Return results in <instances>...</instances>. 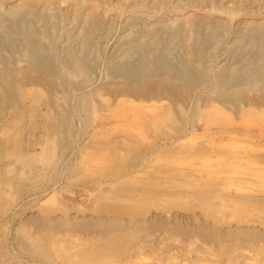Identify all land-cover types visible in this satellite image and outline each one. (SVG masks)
I'll use <instances>...</instances> for the list:
<instances>
[{
	"label": "rangeland",
	"instance_id": "rangeland-1",
	"mask_svg": "<svg viewBox=\"0 0 264 264\" xmlns=\"http://www.w3.org/2000/svg\"><path fill=\"white\" fill-rule=\"evenodd\" d=\"M57 1L54 3L55 6L44 5V7H41L42 5H40L36 9L33 8L32 4H28L27 6H31L29 7L32 11L31 16L34 15L30 19L33 18L36 24L28 19L31 23L27 20L24 25L29 24L31 27L40 25L37 28L28 29L27 32L29 34L26 33V35H30L33 38L34 45L40 46L42 49L45 48L44 50L48 48L47 52L49 56L41 57L38 62L41 66L48 64L51 68L55 69V73L51 74L53 81L57 79V76L60 79L59 76L61 75L60 82L59 79L54 82L57 84V89L60 92L62 90V94L60 93L59 96L62 95L66 98L67 106L65 107L64 103L61 102L60 106L62 109L64 108V111L71 112L72 118L75 115L77 116L75 112H80L78 109L82 103L80 101H83L84 98L82 96L84 90L88 92V89L89 91L94 90L99 88V86H101L100 88L105 86V89H107L108 85H111L109 83L113 81L116 84L119 82L117 84L120 85L119 87L131 82L132 76L120 78L121 80L110 77L109 72L111 68L122 67L123 64L129 63V61H132L133 65H138L144 59L149 60L153 64V61L158 56L162 58H158L159 62H163L164 60L171 61L173 64L178 65L179 68L187 66L196 73L201 71L203 67L206 69V72L209 69L211 74L209 71L207 73L210 78H214V74L217 75L226 69H232L230 73H227L228 79L229 77L230 79L232 77V79H252L251 81L248 80V87L245 85V88L242 86L240 89L241 93L243 92L244 98L257 100L258 96L255 92L257 90L259 91L257 93L264 91L262 89L264 88V82L260 78L262 75L264 76V64H262L264 63V34L262 33L260 36L263 39H257V48L254 43H251V46L250 39H245L244 35L253 26H251L252 24L245 26L243 22H240L242 18H234L228 22L225 14L215 15V13L208 12L213 16L212 18L214 19L212 20H222L218 30L208 37L204 38L201 35L199 36V33L196 31H189L190 25L187 22L186 26H184L185 28L181 27L177 29V26H174V30H178V34L169 33L164 35V38L161 40L156 41L149 37L154 30V26L152 25L155 24L156 28L161 26L159 28L167 31L168 23L166 22H169H160L158 20L159 15L157 14L155 16H149L146 13L140 14V17L137 16L139 17L138 25L128 24L126 14L123 13L118 18L114 15L117 13L116 9L118 8L115 3H118V0H114L113 5V0H110L111 3L107 2L109 0H97L95 3L102 4L105 2L106 4L103 7H107L106 5L108 4V10H113L107 12L110 21L107 20L97 25L96 21H93L94 14H89L88 17H85V13L89 12L86 11L88 10L89 3L84 5L80 11L75 12V10H72L74 2L59 0L61 3H58ZM124 1L125 4H129L133 0H120L119 4H124ZM148 1L151 2V0H146L150 4ZM176 1L174 0V2ZM206 1L199 0L200 4L198 0H192L194 5L199 4V6H197V9L193 8V11L190 9L192 13L190 10H187L185 16L191 13L192 19L196 17L199 20L203 19L205 22H209L210 20L206 17L205 13L207 12L206 9H202L200 5L203 4L206 8L209 5H214L215 2L214 6L218 5L219 7L232 5L229 0ZM249 1L252 0H241V2L246 3ZM0 2H2L0 12H6L4 15L6 14L5 16L9 19H16V15L12 14V11H15L13 8L16 9L22 0H0ZM189 2L192 5L191 0ZM58 5L59 10L57 9ZM203 11L204 13H202ZM46 16H48L47 20ZM66 16L67 18H65ZM69 16L70 18H68ZM110 16L112 17L110 18ZM217 17L222 18L218 19ZM85 18L87 23L84 20ZM48 19L50 20L48 21ZM124 20L125 22H123ZM65 21L69 26L67 24L63 25ZM156 21H159V25ZM149 22L151 24L148 28ZM231 22L232 24H230ZM1 24L3 26L0 29H6L7 26L4 23ZM79 24H82V26ZM45 26L49 28L47 29ZM93 26L97 28H95L94 33H91L90 29ZM242 26H244V29L247 28L246 32H244ZM39 27L40 29L41 27L43 28V30H40L43 31L41 32L43 35L38 31ZM203 29L207 30L206 27H203ZM2 30H0V33L2 32L0 40H7L10 33ZM31 31H33L32 34ZM129 31L131 32L129 33ZM200 31L203 30L200 29ZM67 33L69 34L67 35ZM72 33L73 35H71ZM11 35L14 36H10L9 38L13 40L15 36L16 38L18 37L15 34ZM103 36L109 38H104ZM44 37L49 40H43ZM141 37H144L142 41ZM66 39H70V41L68 42ZM34 40H38V43ZM80 40L82 41L79 42ZM93 40H97V44H94ZM51 42L55 43L56 50H54V44ZM218 43L220 47L217 45ZM190 44L193 45L191 46ZM245 44L248 47L246 46L245 48ZM93 46H95V49H93ZM71 47L74 49H71ZM126 47L128 48L127 50H125ZM79 48H81V51ZM154 48L155 50H153ZM165 48L167 50L164 52ZM258 48L260 51H258ZM152 50L153 52H151ZM55 51L58 55L54 54ZM89 52L90 54H88ZM122 52L123 54H121ZM146 52L151 53L148 54ZM257 52L259 53L257 54ZM62 54L63 56L60 57ZM88 55L90 57H87ZM128 55H132L131 58ZM54 56L62 59L53 58ZM64 56H67V58ZM119 56H123V59ZM68 57L70 58L69 60ZM251 58L252 61L250 60ZM93 59H95L94 62ZM96 61H99V64ZM17 63H21L22 67L27 65L24 67V71L25 69L26 71H31V62L23 61L22 63V61H18ZM151 63L146 66V70L151 68ZM83 64L88 66V70H84ZM10 66L6 70L7 72H11L12 68ZM59 66L64 67L63 73ZM105 69H107L106 72H103ZM214 70L215 72L219 71L215 73ZM67 72L70 74L68 75L69 77L66 74ZM104 73L109 74V76L105 75V77H108L107 80L104 77ZM182 74L181 69H179V72H173L172 76L179 78L174 80V83L180 89L187 90V93L190 92L193 95L197 93L205 96L207 104V101L211 99L213 94L211 96L205 93L203 89L205 86L204 82L195 79L186 83L183 80ZM230 74L233 75L231 76ZM75 76L78 77L75 79ZM185 76L188 77V74H185ZM253 79H256V81L254 82ZM86 80L88 81L86 82ZM62 82L63 85L66 84L63 86ZM90 85L93 88L90 89ZM117 85L112 84L109 91L102 90L103 93H100L105 95L109 92L110 101L113 96L110 93H113V90L117 89ZM80 86L84 89H78ZM197 87H199V91ZM69 89L73 92L71 93ZM77 89L82 91L79 92ZM237 90L239 91L238 88ZM66 91H69V93L64 94ZM249 91L252 92L249 93ZM74 94L76 96L81 95V97H75ZM73 100H77V104ZM106 100L102 101V103L99 100V107L102 106V109H104L105 103L107 106L112 103L110 101L109 104L108 98ZM68 105H71V107ZM76 106L79 107L77 108ZM75 107L77 110L73 111L72 109H75ZM89 111L88 109L86 113L87 117L82 112V115L79 113L80 119H77L78 116L74 118L75 120L73 119L75 122L74 125L71 124L72 129L70 133L67 130V125L60 126V123L56 125L53 120L46 122L38 120L25 124L20 123L19 125H3L4 131L3 134H0V264H264V136H259L260 138L252 136V139H240L241 137H238V140H236V137L235 140L232 139L234 142L232 140L229 142V139L211 140L199 137L192 138L191 135L193 134H187L186 136H190L191 139L184 136L179 140L180 138L171 139L169 138L170 136L165 137V135L154 136L148 128L149 132L146 131L148 135H137L125 123L115 122L109 126L107 124L98 125L97 123L99 122L95 120L92 114L88 116ZM190 111L191 114L188 112L186 120L195 115L193 109ZM185 118L186 116H182V120ZM82 119L85 121L81 122ZM92 120H95V123ZM249 120L252 121V118L243 119L242 121L238 119L237 122L239 121L241 124ZM178 124L167 123L164 126L162 125L161 128H177ZM239 125L237 124V126ZM186 127L190 130L189 125ZM211 128L215 127L211 126ZM198 131L200 130L198 129ZM73 136L79 138L75 139ZM192 139L193 141H191ZM42 142L45 145L46 151L41 156H32L29 157L30 159L27 157L29 161L26 160L25 162V159L23 161L20 157L18 159V156L28 153V148L36 147V150L39 151ZM220 145L221 147L226 145L232 150H229V154L231 157L234 155V157L230 158L229 160H232L229 162H234L233 165L236 162V164L239 163L238 172L236 173L237 175L239 173V175L233 174L234 179H230L231 182L228 183L229 175L227 176V173L224 174L227 169L223 166L228 162L227 159L229 157L226 156L228 149L225 146L224 149L222 148L223 151L219 147ZM234 145L239 147H232ZM64 146H66V150H64ZM217 147L219 151L225 152V156L228 157L226 160L224 159L225 157H221L222 155L218 156ZM240 147L244 148L238 149ZM211 149L212 151H210ZM198 152H202V156ZM232 152H235V154ZM30 153V156L33 155L32 152ZM143 153L146 155L142 158L141 154L143 155ZM216 155L218 158L215 157ZM204 156L207 159L211 157V161L205 162ZM138 157L142 160H139ZM221 158L226 161L225 163L222 161L223 167L219 166L221 165V160L218 159ZM218 161H220V164ZM131 162L137 165L134 170H130ZM241 172L243 176L240 174ZM212 177L213 180L211 179ZM214 177H217V180ZM235 178L239 179L236 180ZM228 184L229 186H226Z\"/></svg>",
	"mask_w": 264,
	"mask_h": 264
},
{
	"label": "bare ground",
	"instance_id": "bare-ground-1",
	"mask_svg": "<svg viewBox=\"0 0 264 264\" xmlns=\"http://www.w3.org/2000/svg\"><path fill=\"white\" fill-rule=\"evenodd\" d=\"M16 1V0H15ZM64 1V0H63ZM62 1V2H63ZM68 2V0H66ZM69 1H72L74 2L72 5H73V9L72 10H75V12H77L78 10L80 11V9L82 7H84V5L88 4V10L86 11H89L87 13H85V17H88L89 14H94V18H93V21H96L97 25L98 23H104L105 21L109 20V16H107V12L109 11L108 10V4L106 5L107 7H103L106 3L103 2L102 4L101 3H95V1L97 0H69ZM106 1V0H104ZM116 1V0H115ZM119 2L115 3L117 6L118 9H116L117 13L114 14L115 16H117L116 18L118 17H121L124 14H126V21L129 22L128 24H133V25H138L139 23V15L140 14H143V13H146L147 15L149 16H155V14L159 15L158 16V20L161 22L163 21H169V22H166L168 23V26H167V31H164L162 30L161 26H159L158 28L155 27V24L152 25L154 26V30H153V33L149 36L151 39L153 40H161L162 38H164V35H167L169 33H172V34H175L177 33L178 34V30H174V26H177V29L178 28H181V27H184L186 26L187 22L189 23L190 25V28L189 26L187 25V27L189 28L188 30L189 31H196L199 33V36L201 35L202 37H208L209 35L213 34L215 31L218 30V28L220 27V24H221V21L222 20H212L214 18H212L213 16L210 15V13H215V15H221V14H225V18L228 20V22L232 21L234 18H242L240 22H243V24H245V26L249 25V24H252L251 26H253V28L251 30H247V28L244 29V26L243 27V30L244 32H246V34L244 35L245 36V39H250V44L254 43L255 47L257 48L258 47V42H257V39L258 38H262L263 37H260L262 35V33L264 34V1L260 2V0H252V1H249L248 3L246 2H241V0H229L230 1V4L232 5H226L225 7H219L218 5L214 6V5H209L207 6L208 8H206V6H201L202 9H206L207 12L206 13V17L210 20L209 22H205L203 19L202 20H199L198 18H194L192 19V11H193V8H198L197 6H199V4H196L194 5L192 0V5H190L191 3L189 2V0H183V1H179V0H175L176 2L171 1V0H151L148 1L150 2V4H148L146 2V0H136V1H131L129 4H125V1H124V4H119L120 3V0H118ZM196 1V0H195ZM203 1V0H202ZM228 1V2H229ZM245 1V0H244ZM56 0H22L21 3H19V5L15 8H13V10L15 11H12L13 13L12 14H15L16 15V19H9L7 18L4 13H1L0 12V24L1 23H4L7 27L6 31H8L10 33V36H12L11 34H15L17 35L18 37L16 38V36L14 37V40L12 38H9L10 36L8 35V37L6 35H3V36H6L8 39L7 40H0V134H3V131H4V127L3 125L5 124H17L19 125L20 123H27V122H36L38 120H41V121H50V120H53L54 123H56V125H58L60 123V126L63 125V126H66L68 129V132L70 133L71 132V129H72V125H74V122L73 119L77 116L78 118L77 119H80L79 118V113L82 115V112H84L83 114H85L86 116V113L88 112V109L91 111H89L88 113V116L90 114H92L93 117H95V120H97V123L98 125H103V124H107L108 126L109 125H113L115 122L116 123H125V124H128L130 129L132 128V130L134 131V133H136L137 135H142V134H145V135H148L147 132L149 131H152V134L155 136L157 135H165L166 136H170L169 138L171 139H179L181 140V138H183L184 136H186L187 134H193L191 135V137L193 138H207V139H219V140H222V139H229V142H231L230 140H235L236 137L238 140L240 137V139H245V138H249V139H252L251 137L254 136V138H260L259 136H264V129H262L264 127V91L260 92V93H257V91L254 89V84H253V89L256 91V95L258 96V99L257 100H254V99H251V98H244L243 97V92L241 93L240 89L242 86H244L245 88V85L248 87V83L249 81H251L249 78L248 79H228V75L227 73L231 72L232 69L228 70L226 69L225 71L223 72H220L218 73L217 75H215L214 73V78H210L209 75H208V71L209 69L207 70V72L205 71L206 69L203 67L201 71H199L198 73H196L193 69H190L189 67H181L179 68L178 65H175L173 64L171 61H167V60H164L163 62H159L158 61V58L162 59L160 56H158L154 61H153V64L149 61V60H142L140 63L135 64L133 65L131 62L132 61H129L125 63V65L123 64L122 67H119V68H111V71L109 72V74L111 75L110 77H113V78H116V80L120 79V78H127L128 76H132V79H131V82L128 84H125V86H121L119 87L120 85H117L116 83H114V81L112 83H109L111 85H108V88L105 89V86H103V88H100L101 86H99V88H96L94 90H90L88 89V92L87 90L83 92L82 96L85 98H83V101H80L82 102L80 106V108L78 109L80 112L77 113V116L75 115L74 118H72V115H70L71 112H66L64 111L61 106H60V102L61 103H64L65 107L67 106V102H66V98L63 97L62 95L59 96V94L61 92L57 89V84L55 83L58 78L57 76V79L56 80H52L51 78V74L52 73H55V69L51 68L50 65H44V66H41V64H39L38 61H40V58L41 57H46V56H49L47 50H44L42 49L40 46H36L33 44V38L30 36V35H26L27 30L28 29H31V28H37L38 26L40 25H36L35 27H31V25L29 26L28 25H24L25 22L30 19V17H33L31 16L32 14V11L30 10L29 7L31 6H27L28 4H32L33 5V8L36 9L37 6H40L42 5L41 7H44V5H51V6H55V3ZM58 3L60 2L59 0L57 1ZM70 2V3H72ZM107 2H110L111 1H107ZM113 2L114 0L112 1V5H113ZM199 2V0H198ZM206 2H210V1H206ZM205 2V4H206ZM2 2H0V6ZM57 3V4H58ZM61 3V2H60ZM69 3V4H70ZM128 3V2H127ZM195 3V2H194ZM200 3V2H199ZM204 3V2H203ZM218 3V2H217ZM68 4V3H67ZM201 4V3H200ZM209 4V3H208ZM227 4V3H226ZM207 5V4H206ZM47 6V7H48ZM50 6V7H51ZM61 6V5H60ZM69 6V5H68ZM12 7V5H11ZM57 7V6H56ZM86 7V6H85ZM10 8V7H8ZM7 8V9H8ZM52 8V7H51ZM54 8V7H53ZM1 9V7H0ZM12 9V8H11ZM10 9V10H11ZM41 9V8H40ZM39 9V10H40ZM49 9V8H48ZM47 9V10H48ZM58 10L60 9L59 8V5H58ZM192 9V11L190 10ZM195 9V10H196ZM3 10V9H2ZM9 10V9H8ZM45 10V9H44ZM51 10V9H49ZM55 10V9H53ZM84 10V9H83ZM119 10V11H118ZM186 10V11H185ZM187 10L191 13H189L188 15L185 16V12H187ZM5 11V9H4ZM41 11V10H40ZM52 11V10H51ZM50 11V12H51ZM61 11V10H60ZM113 11L112 9L109 11L111 12ZM43 12V10H42ZM49 12V13H50ZM57 12V11H56ZM55 12V14L57 15V13ZM59 12V11H58ZM67 12V11H66ZM84 12V11H83ZM91 12V13H90ZM93 12V13H92ZM115 12V10H114ZM197 12V11H196ZM210 12V13H208ZM41 13V12H40ZM39 13V14H40ZM68 13V12H67ZM74 13V12H73ZM72 13V14H73ZM204 13V11L202 12ZM38 14V15H39ZM51 14V13H50ZM60 14V13H59ZM70 14V13H68ZM67 14V15H68ZM111 14V13H110ZM153 14V15H152ZM191 14V15H190ZM11 15V14H9ZM9 15H7L9 17ZM53 15V14H52ZM52 15H49V16H52ZM113 15V16H114ZM198 15V13H197ZM214 15V16H215ZM45 16V14H44ZM61 16L63 17L62 13H61ZM61 16H60V19H61ZM73 16V15H72ZM114 16V17H115ZM139 16V17H137ZM13 17V16H12ZM39 17V16H38ZM54 17V16H53ZM58 17V16H57ZM83 17H84V14H83ZM112 16H110L111 18ZM202 17V16H201ZM37 18V17H36ZM48 16H46V20H47ZM56 18V17H55ZM67 18V16L65 17ZM70 18V16L68 17ZM72 18V17H71ZM81 18V16H80ZM80 18H78L80 20ZM92 18V17H91ZM90 18V19H91ZM115 18V19H116ZM125 18V17H124ZM152 18V17H151ZM205 18V19H207ZM218 18V17H217ZM222 18V17H220ZM218 18V19H220ZM224 18V19H225ZM9 19V20H8ZM50 19H53V18H50ZM48 19V21L50 20ZM57 19V18H56ZM74 19V18H72ZM77 19V20H78ZM88 19V18H87ZM114 19V20H115ZM143 19V17H142ZM149 19V18H147ZM153 19V18H152ZM230 19V20H229ZM32 20V23H35L33 21V18L30 19ZM41 20V19H40ZM44 20V19H43ZM42 20V21H43ZM45 20V21H46ZM64 20V19H63ZM69 20V19H68ZM76 20V22L78 23V21ZM85 22H86V18L84 19ZM154 20V19H153ZM29 21V20H28ZM44 21V22H45ZM55 21V20H54ZM70 21V20H69ZM158 21V22H159ZM238 21V20H237ZM30 22V21H29ZM41 22V21H40ZM43 22V23H44ZM47 22V21H46ZM45 22V23H46ZM72 22V21H70ZM81 22V21H80ZM91 22H92V19H91ZM114 22V21H112ZM125 22V20L123 21ZM151 22V21H150ZM149 22V26L148 28L150 27V23ZM155 22V21H153ZM157 22V21H156ZM157 22V23H158ZM226 22V21H225ZM234 22V21H233ZM236 22V21H235ZM31 23V22H30ZM44 23V24H45ZM54 23V22H53ZM60 23V22H58ZM63 23V22H62ZM82 23V22H81ZM87 23V22H86ZM115 23V22H114ZM148 23V22H147ZM165 23V24H166ZM48 24V23H46ZM45 24V25H46ZM64 24H67L66 21ZM72 24V23H71ZM90 24V23H89ZM88 24V25H89ZM122 24V22H121ZM125 24V23H124ZM162 24V23H161ZM232 24V22L230 23ZM4 25V27H5ZM34 25V24H33ZM80 25V24H79ZM86 25V24H85ZM100 25V24H99ZM108 25V24H107ZM110 25V24H109ZM159 25V23H158ZM3 26L2 24L0 25V27ZM51 26V25H50ZM54 26V25H52ZM67 26H69L67 24ZM76 26V25H75ZM82 26V24L80 25ZM102 26V25H101ZM164 26V24H163ZM231 26V25H230ZM236 26V25H235ZM238 26V24H237ZM46 27V26H45ZM66 27V26H65ZM72 27V26H71ZM79 27V26H78ZM103 27V26H102ZM134 27V26H133ZM132 27V28H133ZM143 27V26H142ZM203 27H206L207 30H204ZM234 27V26H232ZM47 29L49 27H46ZM52 28V27H51ZM50 28V29H51ZM70 28V27H69ZM68 28V29H69ZM95 26H93L91 29H90V32L91 33H94L95 32ZM130 28V26H129ZM146 28V27H144ZM185 28V27H184ZM237 28V27H236ZM3 29V28H2ZM0 29V30H2ZM39 29V30H38ZM37 30L41 33L43 31H40L41 29L43 30V28L40 27L38 28ZM63 29V28H62ZM107 29V28H106ZM105 29V30H106ZM109 29V28H108ZM117 29V28H116ZM115 29V30H116ZM131 29V28H130ZM147 29V28H146ZM200 29H202L203 31H200ZM231 29V27H230ZM238 29V28H237ZM2 30V31H4ZM36 30V31H37ZM53 30V28H52ZM79 30V29H78ZM114 30V29H112ZM129 30V29H128ZM127 30V31H128ZM143 30V29H142ZM151 30V29H150ZM149 30V31H150ZM228 30V29H227ZM236 30V29H235ZM241 30V28H240ZM37 31V32H38ZM51 31V30H50ZM73 31V30H72ZM83 31V30H82ZM85 31V30H84ZM120 31V30H119ZM125 31V32H127ZM139 31V29H138ZM233 31V30H232ZM231 31V32H232ZM239 31V30H238ZM33 31H31V34H32ZM45 32V31H44ZM76 32V31H75ZM81 32V31H80ZM88 32V30H87ZM99 32V31H98ZM107 32V31H105ZM104 32V33H105ZM122 32V31H121ZM131 31H129L130 33ZM144 32V31H143ZM184 32V31H183ZM2 33V32H1ZM0 33V35H1ZM49 33V32H47ZM63 33H65V31H63ZM113 33V32H112ZM145 33V32H144ZM190 33V32H188ZM236 33H239V32H236ZM29 34V33H28ZM43 35V33H41ZM41 34H37V35H41ZM45 34V33H44ZM69 33H67L68 35ZM78 34H82V33H78ZM88 34V33H87ZM111 34V33H110ZM143 34V33H142ZM48 35V34H47ZM51 35V34H50ZM73 35V33L71 34ZM76 35H77V32H76ZM84 35V34H83ZM115 35H116V31H115ZM119 35V34H118ZM124 35V34H123ZM147 35V34H146ZM190 35V34H189ZM247 35V36H246ZM2 36V37H3ZM14 36V35H13ZM12 36V37H13ZM20 36V38H19ZM49 36V35H48ZM52 36V35H51ZM65 36V35H64ZM75 36V35H74ZM101 36V35H99ZM242 36V35H240ZM1 37V39H2ZM5 37V38H6ZM98 37V36H97ZM95 37V38H97ZM104 37V36H103ZM121 37V36H120ZM126 37V36H125ZM177 37V35H176ZM16 38V39H15ZM37 38V37H35ZM50 38V37H49ZM53 38V37H52ZM51 38V39H52ZM57 38V37H56ZM70 38V36H69ZM72 38V36H71ZM74 38V37H73ZM93 38V39H95ZM99 38V37H98ZM104 38H109V37H104ZM144 38V37H143ZM141 37V41L143 39ZM191 38V36H190ZM211 38V37H210ZM213 38V37H212ZM77 39V38H76ZM75 39V40H76ZM83 39V38H82ZM119 39V38H118ZM140 39V37H139ZM178 39V38H177ZM187 39V38H186ZM244 39V38H243ZM43 40H49V39H45V37L43 38ZM53 40V39H52ZM65 40V39H64ZM99 40V39H98ZM182 40V39H181ZM264 40V39H263ZM35 41V40H34ZM38 41V40H37ZM35 41V42H37ZM56 41V39H55ZM66 41H70V39H66ZM82 40H80L79 42H81ZM94 41V40H93ZM140 41V40H138ZM151 41V40H149ZM173 41V40H172ZM175 41H176V38H175ZM188 41V39H187ZM201 41V40H200ZM206 41V40H205ZM219 41V40H218ZM242 41V40H241ZM34 42V43H35ZM41 42V41H39ZM49 42V41H47ZM46 42V43H47ZM96 42V43H95ZM152 42V41H151ZM159 42V41H158ZM171 42V41H170ZM169 42V43H170ZM190 42V41H189ZM221 42V41H220ZM219 42V43H220ZM224 42V41H223ZM234 42V41H233ZM238 42V41H237ZM256 42V43H255ZM38 43V42H37ZM35 43V44H37ZM52 44H54V50H56L57 48H55V43L51 42ZM58 43V42H57ZM60 43V42H59ZM65 43V42H64ZM71 43V42H70ZM133 43V42H132ZM136 43V42H135ZM141 43V42H140ZM144 43V42H143ZM204 43V42H203ZM219 43L217 44L219 47ZM222 43V42H221ZM230 43V41H229ZM249 43V42H248ZM261 43V42H260ZM43 44V43H42ZM51 44V45H52ZM61 44V43H60ZM67 44V43H66ZM76 44V43H75ZM74 44V45H75ZM81 44V43H80ZM94 44H97V40L94 41ZM93 44V45H94ZM101 44V43H100ZM129 44V43H128ZM134 44V43H133ZM153 44V43H152ZM155 44V43H154ZM200 44V43H199ZM199 44H198V47H199ZM213 44V43H212ZM251 44V46H252ZM48 45V44H47ZM50 45V44H49ZM57 45V44H56ZM71 45V44H70ZM103 45V44H102ZM160 45V43H159ZM164 46H166L165 44H163ZM185 45V44H184ZM187 45L189 46V44L187 43ZM186 45V46H187ZM191 46L193 44H190ZM216 45V46H217ZM264 45V44H263ZM97 46V45H95ZM95 46H93V49H95ZM138 46V45H137ZM157 46H158V43H157ZM161 46V45H160ZM176 46V44H175ZM195 46V45H194ZM214 46V45H212ZM222 46V45H221ZM247 44H245V48H246ZM261 45H259L260 47ZM59 47V46H58ZM67 47V45H66ZM79 47V46H78ZM83 47V46H82ZM120 47V46H119ZM124 47V46H123ZM133 47V46H132ZM131 47V48H132ZM196 47V46H195ZM242 47V46H241ZM248 47V46H247ZM264 47V46H263ZM50 48V47H49ZM52 48V46H51ZM62 48V47H61ZM91 48V47H90ZM98 48V47H96ZM122 48V47H121ZM120 48V49H121ZM161 48V47H160ZM170 48V47H169ZM201 48V47H200ZM208 48V47H207ZM206 48V49H207ZM223 48V47H222ZM224 48H228V47H224ZM232 48V46H231ZM253 48V47H251ZM261 49H263L262 47H260ZM59 49V48H58ZM71 49H74L73 47H71ZM81 48H79L80 50ZM119 49V50H120ZM128 48L126 47L125 50H127ZM156 49H158L156 47ZM176 49V48H175ZM174 49V50H175ZM194 49V48H193ZM219 49V48H218ZM236 49V47H235ZM259 49V48H258ZM51 50V49H50ZM61 50V49H60ZM65 50V49H64ZM68 50V49H67ZM98 50V49H97ZM124 50V51H125ZM134 50V49H133ZM140 50V48H139ZM155 50V48L153 49ZM153 50L151 52H153ZM165 50H167L166 48L164 49V52ZM195 50V49H194ZM199 50V49H198ZM226 50V49H225ZM252 50V49H251ZM81 51V50H80ZM79 51V52H80ZM83 51V50H82ZM90 51V50H89ZM118 51V49H117ZM131 51V50H129ZM141 51V50H140ZM172 51V49H171ZM189 51H190V48H189ZM200 51V50H199ZM208 51H209V48H208ZM208 51H205V52H208ZM214 51V50H212ZM227 51V50H226ZM236 51V50H235ZM260 51V49L258 50ZM262 51V50H261ZM69 52V51H68ZM67 52V53H68ZM74 52V51H73ZM149 52V53H151ZM162 52V51H161ZM201 52V51H200ZM199 52V53H200ZM223 52V51H222ZM243 52V51H242ZM246 52V50H245ZM256 52V51H254ZM50 53V51H49ZM61 53V52H60ZM63 53V52H62ZM66 53V52H64ZM97 53V51H96ZM117 53V52H116ZM129 53V52H128ZM127 53V54H128ZM135 53V52H134ZM148 53V52H146ZM148 53V54H149ZM163 53V52H162ZM170 53V52H169ZM181 53V52H180ZM185 53V52H184ZM198 53V54H199ZM214 53V52H213ZM219 53V52H218ZM259 52H257L258 54ZM52 54V52H51ZM55 55H58V53L55 51L54 53ZM75 54V53H74ZM78 54V53H77ZM87 54V53H85ZM90 54V52L88 53ZM123 54V52L121 53ZM120 54V55H121ZM140 54V53H139ZM173 54V53H172ZM242 54V53H241ZM68 55V54H67ZM70 55V54H69ZM84 55V54H83ZM94 55V54H93ZM108 55V54H107ZM185 55V54H184ZM205 55V54H204ZM212 55V54H211ZM217 55V54H216ZM224 55V54H223ZM243 55V54H242ZM246 55V54H245ZM250 55V53H249ZM254 55V54H253ZM260 55V54H259ZM63 56L60 55V57ZM80 56V55H78ZM132 55H128V57L131 58ZM152 56V55H151ZM172 56V55H171ZM198 56V55H197ZM200 56V55H199ZM221 56V55H220ZM232 56V55H231ZM247 56V55H246ZM244 56V57H246ZM258 56V55H257ZM263 56V55H262ZM57 56H54L53 58H55ZM59 57V58H60ZM67 58V56H64ZM73 57V56H71ZM77 57V56H76ZM87 57H90L89 55ZM120 57V56H119ZM184 57V56H183ZM187 57V56H186ZM226 57V56H225ZM224 57V58H225ZM243 57V59H244ZM248 57V56H247ZM256 57V56H255ZM58 58V57H57ZM58 58V59H59ZM75 58V57H74ZM123 59V56L120 57ZM174 58V56H173ZM189 58V57H188ZM198 58V57H197ZM219 58V57H218ZM257 58V57H256ZM49 59V58H48ZM62 59V58H60ZM70 58L68 57V60ZM84 59V58H83ZM88 59V58H87ZM136 59V58H135ZM175 59V58H174ZM187 59V58H186ZM226 59V58H225ZM260 59V58H259ZM27 61V62H31L32 64V68L30 69L31 71H24V67H26L27 65H24V67H22L21 63H17L18 61ZM54 60V59H53ZM73 60V59H72ZM95 59H93V62H94ZM99 60V59H98ZM109 60V59H108ZM151 60V59H150ZM196 60V59H195ZM247 60V59H246ZM252 61V58L250 59ZM257 60V59H256ZM57 61V60H56ZM55 61V63H56ZM63 61V60H61ZM67 61V60H66ZM86 61V60H85ZM90 61V60H89ZM175 61V60H174ZM234 61V60H233ZM258 61V60H257ZM60 62V61H59ZM65 62V61H63ZM84 62V61H83ZM97 62V61H96ZM95 62V63H96ZM99 62V61H98ZM97 62V63H98ZM187 62V61H186ZM189 62V61H188ZM207 63V61H205ZM229 62V61H228ZM61 63V62H60ZM58 63V64H60ZM92 63V62H91ZM151 66V68L149 70H146V66L149 65ZM196 63V61H195ZM212 63V62H211ZM259 63V62H258ZM261 63V62H260ZM24 64H27V63H24ZM66 64V63H65ZM99 64V63H98ZM188 64V63H187ZM235 64V63H234ZM264 64V63H262ZM12 65V66H10ZM61 65V64H60ZM63 65V63H62ZM84 65V64H83ZM89 65V64H88ZM96 65V64H95ZM106 65V64H105ZM114 65V64H113ZM218 65V64H217ZM232 65V64H231ZM256 65V63H255ZM261 66V64H259ZM9 66L12 68L11 69V72H7L6 70H8ZM52 66V65H51ZM98 66V65H97ZM102 66V65H101ZM107 66V65H106ZM104 66V67H106ZM109 66V65H108ZM208 66V65H206ZM233 66V65H232ZM254 66V64H253ZM60 67V66H59ZM112 67V66H111ZM198 67V66H196ZM250 67V66H249ZM256 67V66H255ZM264 67V66H263ZM62 69V73L64 72L63 68L64 67H60ZM69 68V67H68ZM74 68V67H73ZM108 68V67H107ZM229 68V67H228ZM243 68V67H242ZM247 68V67H246ZM28 69V68H27ZM60 69V70H61ZM70 69V68H69ZM68 69V70H69ZM179 69H181V72H183L182 76H183V80L184 82H188L190 80H200V81H203L204 82V91L206 94L208 95H211L213 94V96L211 97L210 100H208L207 104H206V100H205V96H202L200 94H195L193 95L192 93H187L184 89H180L175 83H174V80L176 79H179L175 76H172L173 72L175 71H178L179 72ZM235 69V68H234ZM233 69V70H234ZM258 69H259V66H258ZM58 70V69H57ZM66 70V69H65ZM84 70H88V66L84 65ZM107 69H105V71L103 70V72H106ZM253 70V69H252ZM256 70V69H255ZM67 71V70H66ZM74 71V70H73ZM97 71V70H96ZM212 71V70H211ZM219 71V70H217ZM216 71V72H217ZM236 71V70H235ZM234 71V72H235ZM251 71V70H250ZM260 71V70H259ZM69 72V71H68ZM66 73L67 76L70 75L69 73ZM102 72V73H103ZM210 72V71H209ZM215 72V70H214ZM215 72V73H216ZM74 73V72H72ZM90 73V72H89ZM96 73V72H95ZM236 73V72H235ZM240 73V72H239ZM258 73V71H257ZM109 74L107 73H104V77L105 75L109 76ZM185 74H188V77L185 76ZM211 74V72H210ZM262 74V72H261ZM264 74V73H263ZM53 75V74H52ZM60 75V74H58ZM92 75H94V73H92ZM103 75V74H102ZM231 75V74H230ZM233 75V74H232ZM231 75V76H232ZM239 75V74H238ZM245 75V74H244ZM253 76V74H251ZM250 75V76H251ZM96 76V74H95ZM241 76V75H240ZM54 77V76H53ZM60 79H59V82L61 80V75L59 76ZM69 77V76H68ZM71 77V76H70ZM78 77V76H77ZM76 76L74 77L75 79L77 78ZM109 77V78H110ZM119 77V78H118ZM237 77V76H236ZM254 77V76H253ZM257 77V75H256ZM72 78V77H71ZM92 78V77H91ZM96 78V77H95ZM108 77H105V79L107 80ZM150 78V79H149ZM207 78H210V79H207ZM247 78V77H246ZM260 78H262V81L264 82V76L262 75ZM73 79V78H72ZM99 79V78H98ZM102 79V78H101ZM104 79V80H105ZM111 79V78H110ZM257 79V78H256ZM256 79H253L254 82L256 81ZM70 80V79H69ZM96 80V79H95ZM109 80V79H108ZM112 80V79H111ZM121 80V79H120ZM249 80V81H248ZM63 81V80H62ZM66 81V79H65ZM68 81V79H67ZM88 80H86L87 82ZM90 81V80H89ZM259 81V80H258ZM261 82V81H260ZM71 83V82H70ZM69 83V84H70ZM73 83V82H72ZM80 83V82H78ZM84 83V82H83ZM89 83V82H88ZM87 83V84H88ZM258 83V82H257ZM66 84V83H65ZM64 84V85H65ZM94 84V83H93ZM98 84V83H97ZM103 84V83H102ZM107 84V83H106ZM113 85H117V89H115V91L113 90V93H110L112 94L113 96L111 97L110 101H112V103L110 104V101H109V92L106 93L105 95L101 94L100 92H102V90L104 91H109L111 89V86ZM259 84V83H258ZM62 85H63V82H62ZM61 85V87H62ZM63 85V86H64ZM74 85V84H73ZM79 85H82V84H79ZM89 85V84H88ZM100 85V84H99ZM179 85V84H178ZM195 85V83H194ZM200 85H203V84H200ZM256 85V84H255ZM264 85V84H263ZM67 86V85H66ZM69 86V85H68ZM92 85H90V89L93 88L91 87ZM181 86V85H180ZM60 87V88H61ZM74 87V86H73ZM98 87V85H97ZM184 87V86H183ZM200 87V86H199ZM199 87L198 88V91H199ZM246 87V88H247ZM63 88V87H62ZM68 88V87H67ZM75 88V87H74ZM83 87H79L78 89H82ZM87 88V87H86ZM89 88V86H88ZM192 88V87H191ZM190 88V89H191ZM195 88V87H194ZM237 88L239 89V91L237 90ZM258 89V87H256ZM65 89V88H64ZM73 90V88H71ZM77 89V90H78ZM84 89V88H83ZM82 89V90H83ZM264 90V88H262ZM67 90V89H66ZM72 90L69 89V91H71V93L73 92ZM82 90H78L79 92L82 91ZM69 91H66L64 94H66L67 92L69 93ZM76 91V90H74ZM112 91V90H111ZM193 91V90H192ZM195 91V90H194ZM252 92V91H249V93ZM259 92V91H258ZM70 93V94H71ZM75 93V92H74ZM82 93V92H81ZM103 93V92H102ZM200 93V92H199ZM62 94V93H61ZM63 94V95H64ZM70 94H68L70 96ZM78 94V93H77ZM80 94V93H79ZM204 94V93H203ZM75 95V94H74ZM73 95V96H74ZM248 95V93H247ZM251 95V94H250ZM249 95V96H250ZM254 95V96H256ZM67 96V95H66ZM77 96H80L81 95H77ZM75 95V97H77ZM256 96V98H257ZM71 97V96H70ZM251 97V96H250ZM73 98V97H72ZM108 98V101H109V106H107V104L105 103V108L102 109V106L99 107L98 105V102L99 100L101 101H104ZM71 99V98H69ZM68 99V100H69ZM77 99V98H76ZM72 100V99H71ZM78 100V99H77ZM77 100H73L75 103L77 102ZM81 100V99H80ZM107 101V100H106ZM105 101V102H106ZM72 102V101H71ZM56 103V104H55ZM73 103V102H72ZM41 104H43V106H41ZM77 104V103H76ZM75 104V105H76ZM104 104V103H103ZM56 106V107H55ZM69 106V105H68ZM74 106V105H72ZM78 106V107H79ZM71 107V105L69 106ZM77 107V106H76ZM75 107V109H72L73 111L74 110H77ZM77 107V108H78ZM74 108V107H73ZM194 110L195 112V115L192 117V118H188L189 120H186L187 119V114L190 110ZM66 110V109H65ZM67 110H69L67 108ZM71 110V109H70ZM100 111V112H99ZM102 112V113H101ZM191 112V111H190ZM189 112V113H190ZM192 113V114H194ZM73 114V113H72ZM191 114V113H190ZM74 115V114H73ZM84 116V117H85ZM182 116H186L185 119L182 120ZM87 117V116H86ZM72 118V119H71ZM249 118H252V121L249 120L248 122H242L240 124V122L238 123L237 120H247ZM89 119V118H88ZM75 120V119H74ZM90 120V119H89ZM95 120H92L93 123H95ZM56 121V122H55ZM73 121V123H72ZM78 121V120H77ZM80 121V120H79ZM83 121V119L81 120V122ZM85 121V120H84ZM83 121V122H84ZM88 121V120H87ZM181 121H183L181 123ZM40 123V122H38ZM89 123V122H88ZM87 123V124H88ZM167 123H179L178 127L177 128H171V127H168V128H161L162 125L164 126L165 124ZM239 126H237V124ZM187 125L190 126V130L187 129ZM211 126H214L215 128H211ZM263 126V127H262ZM148 128V130H147ZM253 128V129H252ZM74 129V128H73ZM198 129L200 131H198ZM147 131V132H146ZM18 134V132H17ZM77 134H78V131H77ZM76 135V134H74ZM79 136V135H78ZM74 137V136H73ZM190 136H186V138H190ZM239 137V138H238ZM243 137V138H242ZM75 138V137H74ZM79 138V137H77ZM75 138V139H77ZM79 140V139H78ZM232 140V142H234ZM75 141V140H74ZM73 141V142H74ZM193 141V139L191 140ZM77 142V141H76ZM71 143V142H70ZM73 144V143H72ZM213 144V143H211ZM215 146V145H214ZM218 146V145H217ZM226 145L222 146L221 145L219 147H221V149L225 147ZM236 145L232 146V147H235ZM18 147V145H17ZM26 147V146H25ZM66 146H64V150H66L67 148H65ZM68 147V145H67ZM227 147V146H226ZM236 147H239V146H236ZM241 148H244V147H240L238 149H241ZM28 153L25 155H20L18 156V159L20 157V159L22 158V161L24 160V162L27 160V157H32V156H41L45 151H46V148H45V145L44 143L42 142L41 145H40V150L37 151L36 150V147H32V148H28ZM214 149V147H213ZM222 149V150H223ZM228 149V150H227ZM227 151H226V154L225 152L223 153V151H219V148L217 147L216 148V151L219 152L218 156L222 155L221 157H225L224 159L228 162H226L225 160H223L222 158L221 159H218V160H221V167H225L226 169V172H224V174H226L227 176L229 175V179L227 181L228 182H231L232 179H234V175L235 174L236 176L238 175L236 174L238 172V164H234L229 162L231 160H229L230 158H233L235 154V152L232 154L233 157L230 156L229 152L232 151L230 150V148L227 147ZM233 151L234 148H232ZM230 150V151H229ZM245 150V149H243ZM136 151V150H135ZM187 151V149H186ZM209 151V149H208ZM212 151V149L210 150ZM239 151V150H238ZM30 152L33 153V155L30 156ZM133 152V151H132ZM243 152V151H242ZM241 152V153H242ZM245 152V151H244ZM135 153V152H134ZM139 153V152H138ZM146 153V152H145ZM194 153V152H193ZM192 153V154H193ZM198 153H202V152H198ZM197 153V155H198ZM222 153V154H221ZM133 154V153H132ZM147 154V153H146ZM145 154V155H146ZM204 154V153H203ZM229 154V155H228ZM135 155V154H134ZM138 155V154H136ZM144 153L143 155L141 154V157L143 158L144 156ZM194 155V154H193ZM195 155V156H197ZM224 155V156H223ZM228 157H226V156ZM236 155H239V154H236ZM202 156V154H201ZM218 156L216 155L215 157L218 158ZM135 157V156H133ZM205 157V156H204ZM213 157V156H212ZM215 157H213L214 159H216ZM139 158V157H138ZM17 159V161H18ZM30 159V158H29ZM139 160H142L139 158ZM211 161V157H205L204 161L205 162H208ZM217 160V159H216ZM21 162V160H19ZM134 161V160H133ZM222 161H224V165L222 166ZM135 162V161H134ZM133 162V163H134ZM239 162V161H238ZM131 162V169L130 170H134V168L137 166L135 164H133ZM218 163L220 164V161H218ZM23 164V163H22ZM133 164V165H132ZM217 165V164H216ZM224 169V168H222ZM221 169V170H222ZM127 171V170H126ZM125 172V171H124ZM130 172V171H129ZM222 172V171H221ZM126 173V172H125ZM242 175V172L240 173ZM226 176V177H227ZM243 176V175H242ZM216 178V179H215ZM213 180V177L211 178ZM215 180H217V177H214ZM227 179V178H226ZM225 179V181H226ZM231 179V180H230ZM236 180L239 179V178H235ZM243 179V177H242ZM230 180V181H229ZM209 181V180H208ZM234 182V181H232ZM232 184V183H230ZM224 185V184H223ZM233 185V184H232ZM226 186H229L226 185ZM228 188V187H227ZM228 192V191H227ZM217 193V192H216ZM234 194V193H233ZM225 195V194H224ZM228 195V194H227ZM236 195V194H235ZM240 196V195H239ZM216 197V196H214ZM213 197V198H214ZM232 197V196H231ZM248 197V196H246ZM238 198H241V197H238ZM251 199V198H250ZM239 202V200H238ZM245 202V201H244ZM248 202V201H247ZM236 203V202H235ZM242 203V202H241ZM245 204V203H244ZM251 204V203H249Z\"/></svg>",
	"mask_w": 264,
	"mask_h": 264
}]
</instances>
